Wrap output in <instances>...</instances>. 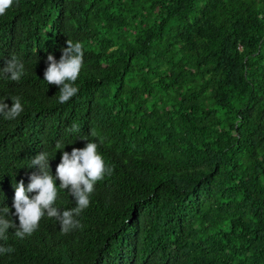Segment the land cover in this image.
I'll return each mask as SVG.
<instances>
[{
    "label": "trees",
    "instance_id": "16d2710c",
    "mask_svg": "<svg viewBox=\"0 0 264 264\" xmlns=\"http://www.w3.org/2000/svg\"><path fill=\"white\" fill-rule=\"evenodd\" d=\"M68 39L83 66L61 104L44 73ZM13 57L25 72L0 71V102L24 110L0 115V215L19 226L13 184L42 151L55 175L63 151L95 141L113 171L82 227H10L0 264H264V0H14L0 70ZM56 183L55 206L76 207Z\"/></svg>",
    "mask_w": 264,
    "mask_h": 264
},
{
    "label": "clouds",
    "instance_id": "9594fccd",
    "mask_svg": "<svg viewBox=\"0 0 264 264\" xmlns=\"http://www.w3.org/2000/svg\"><path fill=\"white\" fill-rule=\"evenodd\" d=\"M13 3L14 0H0V16L5 15ZM66 43L67 47L62 49L63 54L59 61L54 55H48V66L44 73V80L48 84L60 87L58 101L61 104L67 103L79 91L74 85L81 72L84 56L83 45L80 42L68 39ZM0 71L7 78L18 82L24 75L25 68L22 62L13 57ZM12 100L11 107L4 101L0 102V115H3L6 120L16 119L24 110L19 97H12ZM71 130L78 132L79 126L73 124ZM91 135L95 137L97 133L92 131ZM100 143H103L102 137ZM57 147L60 150L64 149L59 144ZM49 161L48 153L40 152L31 160V166L38 165L39 172L31 174L27 187L23 180L13 184L15 189L13 207L15 215L19 218V226L4 218V215L9 213L12 215L8 207L0 209V213L4 214L0 215V240H7L6 232L10 227L16 229L15 235L21 239L25 235L30 236L38 228L45 214L48 218H55L60 222L62 234L82 227L75 217L89 206L90 195L94 192L97 181L102 180L105 174L111 175L113 171L98 151V144L89 140L83 148H73L70 153L63 151L55 175L52 174ZM57 180L60 181L59 188L67 189L75 198L76 207L60 211L55 206L58 198ZM30 193L35 195L30 196ZM13 250L10 246H0V253Z\"/></svg>",
    "mask_w": 264,
    "mask_h": 264
}]
</instances>
